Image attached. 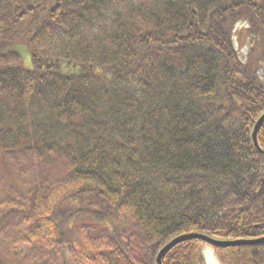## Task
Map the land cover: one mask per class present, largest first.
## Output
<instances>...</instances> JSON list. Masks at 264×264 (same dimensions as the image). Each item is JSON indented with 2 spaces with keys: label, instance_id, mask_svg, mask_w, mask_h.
I'll list each match as a JSON object with an SVG mask.
<instances>
[{
  "label": "trees",
  "instance_id": "obj_1",
  "mask_svg": "<svg viewBox=\"0 0 264 264\" xmlns=\"http://www.w3.org/2000/svg\"><path fill=\"white\" fill-rule=\"evenodd\" d=\"M263 115L264 0H0V264H264Z\"/></svg>",
  "mask_w": 264,
  "mask_h": 264
},
{
  "label": "rangeland",
  "instance_id": "obj_2",
  "mask_svg": "<svg viewBox=\"0 0 264 264\" xmlns=\"http://www.w3.org/2000/svg\"><path fill=\"white\" fill-rule=\"evenodd\" d=\"M242 27H244V26H242ZM242 27H240V29L237 31L236 35H237V38H238V40H237V47L241 51V54L244 56L249 51V44H247V38H246L247 32H246L245 28H242ZM27 63H28L27 59L24 58V64L27 65ZM0 173H1L2 179H4V181H5L6 176H4L3 171L2 172L0 171ZM4 181L3 182H0V187L5 184ZM116 226L119 229H121L122 231H125V233L127 235L130 234L131 231H132V229H133L132 224H131L130 221L129 222H125V223L122 222V221L121 222H117L116 223ZM204 254L206 256V262H207V264H220V262H219V260H218V258L216 256V254H215V252L211 248L208 247L205 250Z\"/></svg>",
  "mask_w": 264,
  "mask_h": 264
},
{
  "label": "water",
  "instance_id": "obj_3",
  "mask_svg": "<svg viewBox=\"0 0 264 264\" xmlns=\"http://www.w3.org/2000/svg\"><path fill=\"white\" fill-rule=\"evenodd\" d=\"M264 122V115L260 118V120L258 121L256 127H255V130H254V134H253V139H254V143L255 145L259 148L258 146V140H257V135H258V131L261 127V125L263 124ZM259 150L261 152H263L260 148ZM194 236H191V235H187V236H181L179 238H176L174 239L171 243H169L167 246H165L158 254L157 256V264H163V259H164V256L172 249L174 248L176 245H178L179 243L181 242H184L190 238H192ZM212 245L214 246H220V245H226L227 242H219L217 240H212V239H207ZM258 242H264V239L262 240H259Z\"/></svg>",
  "mask_w": 264,
  "mask_h": 264
}]
</instances>
